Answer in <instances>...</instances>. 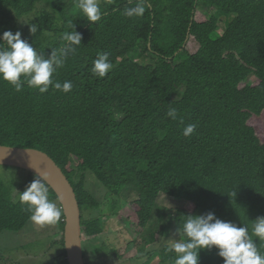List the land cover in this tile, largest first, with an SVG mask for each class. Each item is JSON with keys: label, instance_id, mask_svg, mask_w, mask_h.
<instances>
[{"label": "trees", "instance_id": "trees-1", "mask_svg": "<svg viewBox=\"0 0 264 264\" xmlns=\"http://www.w3.org/2000/svg\"><path fill=\"white\" fill-rule=\"evenodd\" d=\"M40 2L60 5V17L44 12L39 18L37 33L27 39L38 53L47 58L61 47L70 25L82 34L54 74L73 88L65 93L50 86L40 93L25 84L17 92L0 79V144L44 150L63 170L82 209L86 264H106L114 251L101 237L109 220L122 224L130 247L141 239L149 244L141 237L161 193L184 202L162 234L181 227L185 238L187 214L212 211L237 226L264 216V0H145L138 18L123 15L138 0H103L95 23L75 7L78 0H0V38L4 31L15 33L18 18ZM189 36L196 41L182 50ZM98 53H107L113 65L103 78L92 72ZM170 108L178 119L167 115ZM188 124L196 129L185 137ZM30 174L0 178V234L32 223L19 202V192L37 178ZM126 190L139 196L120 203L127 211L86 219L85 210L102 207L100 191L120 199ZM61 219L53 225L60 242L51 240L50 264H69ZM85 237L103 246L87 244ZM257 243L264 253V242ZM168 248L159 253L161 264H175ZM199 264L223 259L213 247L200 251Z\"/></svg>", "mask_w": 264, "mask_h": 264}, {"label": "clouds", "instance_id": "clouds-1", "mask_svg": "<svg viewBox=\"0 0 264 264\" xmlns=\"http://www.w3.org/2000/svg\"><path fill=\"white\" fill-rule=\"evenodd\" d=\"M75 7L81 10L88 21L94 23L103 15L100 0H78ZM146 7L145 0H138L135 6L126 7L123 15L128 18L142 17ZM70 27L73 30L63 34L62 46L51 49L47 58L27 41L32 40L29 36L37 33L36 24H30V34L23 37L20 31H4L0 38V79L13 85L17 92L21 91L25 84L29 88L38 89L40 93L46 92L50 86L65 93L70 92L73 88L71 81L61 84L54 79V74L64 66L69 55L75 53L76 47L82 41V34L75 31V25ZM194 41L196 40L191 36L186 38L182 50ZM148 46L151 48V44ZM112 67L108 54L98 53L92 72L95 76L103 78ZM167 115L173 120L178 119L175 108H170ZM195 129V124H188L183 128V135L191 136ZM45 180L46 173H42L30 182L23 192H19V202L27 206L30 220L40 226L55 225L62 215L61 209L50 199L49 187ZM253 221L251 226H237L234 222L218 218L212 211L187 214L182 224L185 238L176 239L167 250L175 253V264H199L200 251L213 247L223 259V264H264V253L260 251L257 243L264 242V216Z\"/></svg>", "mask_w": 264, "mask_h": 264}, {"label": "rangeland", "instance_id": "rangeland-1", "mask_svg": "<svg viewBox=\"0 0 264 264\" xmlns=\"http://www.w3.org/2000/svg\"><path fill=\"white\" fill-rule=\"evenodd\" d=\"M103 0H100V3ZM59 8H56L50 2H40L36 10L30 15L18 18L15 22L16 31H20L23 36L29 34V25H39L38 20L44 12L50 13L53 17L59 19ZM203 11L207 12L204 8ZM13 12V11H12ZM16 15L13 13V16ZM10 16V15H9ZM257 122L261 125L263 121L258 119ZM31 174L28 171L15 168L0 166V178L7 179H26ZM98 196L104 200L102 207L98 209L88 208L85 210L86 219H96L103 215L113 214L116 209H121L124 213L127 211L128 206H121L122 201L138 200L139 196L135 191L126 190L121 198L118 199L116 195L111 192L100 191ZM59 207V203H55ZM184 206V202H179L176 199L161 193L157 200L156 209L150 220L148 228L144 231L141 238H148L149 244L142 245V239L134 247H130L128 240L129 236L125 233L120 222L114 223L113 220H109L104 224L105 233L101 236L104 240H108L112 244V253L107 255L106 264H161L159 253L164 249V246H171L176 239H179V232L172 228L170 231H166L162 234V231L169 226L171 213L176 212V209ZM53 225H36L33 222L20 232H3L0 234V251H4L6 254L0 257V264H19L26 262V264H50L53 256L51 252L50 244L51 240L57 239L60 242V237H55ZM85 242L91 244L94 247H102L103 244L99 240L92 242L91 239L85 237ZM55 251V250H54ZM118 254V257L116 253ZM85 254V251H84ZM88 254L85 255V260L88 262ZM57 264V263H55Z\"/></svg>", "mask_w": 264, "mask_h": 264}, {"label": "water", "instance_id": "water-1", "mask_svg": "<svg viewBox=\"0 0 264 264\" xmlns=\"http://www.w3.org/2000/svg\"><path fill=\"white\" fill-rule=\"evenodd\" d=\"M25 150L16 147L0 145V166L15 165L23 167L38 174L43 173V168L39 162H31V156H24ZM38 153L36 156H40ZM43 155V154H42ZM43 157V156H42ZM48 179L52 186L60 194L62 202L67 208V251L72 264L81 262V246L79 231V210L77 207L70 208L74 204L73 191L63 174L55 167H51L48 172Z\"/></svg>", "mask_w": 264, "mask_h": 264}, {"label": "bare ground", "instance_id": "bare-ground-1", "mask_svg": "<svg viewBox=\"0 0 264 264\" xmlns=\"http://www.w3.org/2000/svg\"><path fill=\"white\" fill-rule=\"evenodd\" d=\"M1 146H7V147H16L19 148L20 150H25L24 152V156L28 157L31 156V158H29V161L31 162H39L41 164V167L43 168V173H46V180L45 182L50 185L52 187V190L55 192V194L58 197V203H59V208L61 209V212L63 213L64 218L61 219V223L65 224V230H64V242H65V252L67 255V261L69 264H72L70 262V258L68 255V251H67V246H66V228H67V208L65 207L64 203L62 202L61 196L60 194L57 192V190L52 186V184L50 183L49 179H48V172L50 171L51 167L55 166L62 174L63 176L66 178L67 182L69 183L72 191H73V196H74V204L72 206H70V208H74L77 207V209L79 210V231H80V246H81V262L80 263H75V264H86V260H85V256H84V245H83V239H82V224H83V220H82V209L80 207V203L78 201L77 198V194L74 190V187L72 186V184L70 183V181L68 180L67 176L64 174L63 170L57 165V163L53 160V158L48 155L46 152H44V150L38 149V148H26V147H18V146H12V145H2ZM41 154L40 156H36ZM43 154V155H42ZM43 156V157H42ZM5 167H15V168H19L25 171H28L36 176H39L40 174H38L37 172H34L32 170L23 168V167H19V166H15V165H5ZM42 174V173H41Z\"/></svg>", "mask_w": 264, "mask_h": 264}]
</instances>
